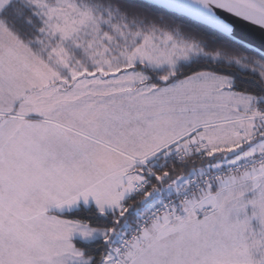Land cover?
<instances>
[{
  "label": "snow or ice",
  "instance_id": "1",
  "mask_svg": "<svg viewBox=\"0 0 264 264\" xmlns=\"http://www.w3.org/2000/svg\"><path fill=\"white\" fill-rule=\"evenodd\" d=\"M0 264H264V0H0Z\"/></svg>",
  "mask_w": 264,
  "mask_h": 264
},
{
  "label": "water",
  "instance_id": "2",
  "mask_svg": "<svg viewBox=\"0 0 264 264\" xmlns=\"http://www.w3.org/2000/svg\"><path fill=\"white\" fill-rule=\"evenodd\" d=\"M258 43H260V38L259 37H256L255 38V42H254V46H255V44H258Z\"/></svg>",
  "mask_w": 264,
  "mask_h": 264
}]
</instances>
